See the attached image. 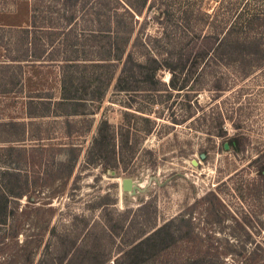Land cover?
<instances>
[{
    "label": "rangeland",
    "instance_id": "1",
    "mask_svg": "<svg viewBox=\"0 0 264 264\" xmlns=\"http://www.w3.org/2000/svg\"><path fill=\"white\" fill-rule=\"evenodd\" d=\"M130 1L144 13L142 5L151 0ZM187 1L171 0L176 10ZM194 2L203 11L213 5L210 0ZM30 9V0H0V45L9 39L10 29L30 27ZM145 28L152 31L153 25ZM190 66L191 61L185 68ZM12 70L10 78L0 70V123L42 121L27 117L29 111H44L35 106L28 110L27 96L58 97V69ZM162 79L168 82L167 72ZM188 83L197 94L138 95L145 113L141 116L157 127L150 135L144 134L147 123L131 129L140 137L134 154L119 169L93 166L86 158L102 117L114 126L123 123L129 94L115 91L114 79L101 103L84 107L89 131L77 123L75 131L84 129L66 137L50 121L48 141L25 142L16 146L25 148L18 152L4 151L8 146L0 136V169L10 167L14 193H23L8 204L9 219L21 225L17 242L36 236L41 244L28 263L14 259L17 250L11 245L7 255L12 261L6 262L3 254L0 264H115L140 232L167 222L171 226L162 236L168 234L175 245L163 250L166 244H161L143 264H184L193 255L201 264H244L251 256L264 264V65L243 77L233 66L202 62ZM218 129L225 136H218ZM228 139L235 140L234 148L224 150ZM128 178L134 190L121 191L117 179ZM103 217L122 228H117L119 235L108 232ZM119 262L128 264L125 258Z\"/></svg>",
    "mask_w": 264,
    "mask_h": 264
},
{
    "label": "trees",
    "instance_id": "2",
    "mask_svg": "<svg viewBox=\"0 0 264 264\" xmlns=\"http://www.w3.org/2000/svg\"><path fill=\"white\" fill-rule=\"evenodd\" d=\"M187 2L179 4L176 10L171 0H151L142 5L143 13L130 0H30V27L10 29L9 39L0 45L3 50L0 70H4V78H10L13 68H57L58 97L50 93L52 96L45 99L40 93H29L27 109L35 106L44 111L41 114L29 111L27 117L43 120L0 123L1 140L8 146L4 151H24L25 148L16 146L48 141L51 123L59 125L66 137L84 129L80 126L75 131L77 123L86 124L89 131L91 121L85 117L84 107L101 103L114 79L113 89L129 94L127 111L122 112L123 123L114 126L102 117L86 158L93 166L119 169L134 154L140 137L131 129L137 123H147L150 127L144 134L150 135L157 127L154 121L141 116L145 113L137 101L138 95L145 92L154 97L159 93L188 91L197 94L198 89L192 90L194 86L188 82L202 62L233 66L243 77L252 73L254 67L264 65V0H210L212 7L204 11L196 7L194 0ZM149 22L152 31L145 28ZM73 54L75 58L56 57ZM189 61L191 66L186 69ZM163 72L168 73V82L163 81ZM197 101L195 98L193 104L199 108ZM74 116L82 120L74 121ZM161 117L159 113L158 118ZM218 134L225 136L221 129ZM131 137L133 144H129ZM234 141L228 139L223 146L227 143L232 149ZM12 175L10 167L0 169V255L4 254V260L10 263L13 258L8 257L7 249L13 245L17 250L14 259L28 263L33 261L32 251L41 244L36 236L17 242L21 225L9 219L8 204L9 198L20 199L23 193H14ZM103 219L108 232L119 235L117 228L118 231L122 228ZM170 226L171 222H167L140 232L115 264L124 258L128 264H143L156 255L161 244H166L163 250L172 246L173 239L168 234L162 236ZM201 263L200 257L193 255L184 264ZM244 264L257 263L251 256Z\"/></svg>",
    "mask_w": 264,
    "mask_h": 264
},
{
    "label": "water",
    "instance_id": "3",
    "mask_svg": "<svg viewBox=\"0 0 264 264\" xmlns=\"http://www.w3.org/2000/svg\"><path fill=\"white\" fill-rule=\"evenodd\" d=\"M224 150H227L229 147H228V144L225 143L224 146H223ZM201 159L204 157V155H201L200 156ZM192 164L193 165H196L197 162L196 161H192ZM121 190L124 191V192H132L134 190V185H133V182L131 179H123L122 180V183H121Z\"/></svg>",
    "mask_w": 264,
    "mask_h": 264
},
{
    "label": "bare ground",
    "instance_id": "4",
    "mask_svg": "<svg viewBox=\"0 0 264 264\" xmlns=\"http://www.w3.org/2000/svg\"><path fill=\"white\" fill-rule=\"evenodd\" d=\"M118 180V183L121 185L122 183V180L121 179H117ZM122 191V190H121Z\"/></svg>",
    "mask_w": 264,
    "mask_h": 264
},
{
    "label": "flooded vegetation",
    "instance_id": "5",
    "mask_svg": "<svg viewBox=\"0 0 264 264\" xmlns=\"http://www.w3.org/2000/svg\"><path fill=\"white\" fill-rule=\"evenodd\" d=\"M262 174L264 175V171L262 172Z\"/></svg>",
    "mask_w": 264,
    "mask_h": 264
}]
</instances>
